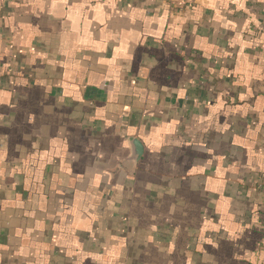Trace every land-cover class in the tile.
I'll return each instance as SVG.
<instances>
[{"label":"crops","instance_id":"0c3cea01","mask_svg":"<svg viewBox=\"0 0 264 264\" xmlns=\"http://www.w3.org/2000/svg\"><path fill=\"white\" fill-rule=\"evenodd\" d=\"M0 264H264V0H0Z\"/></svg>","mask_w":264,"mask_h":264}]
</instances>
